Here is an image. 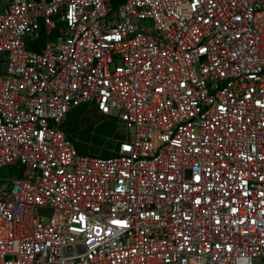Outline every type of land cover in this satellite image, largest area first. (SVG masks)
Returning <instances> with one entry per match:
<instances>
[{
	"label": "built area",
	"instance_id": "obj_1",
	"mask_svg": "<svg viewBox=\"0 0 264 264\" xmlns=\"http://www.w3.org/2000/svg\"><path fill=\"white\" fill-rule=\"evenodd\" d=\"M3 1L0 264H264V0Z\"/></svg>",
	"mask_w": 264,
	"mask_h": 264
},
{
	"label": "rangeland",
	"instance_id": "obj_2",
	"mask_svg": "<svg viewBox=\"0 0 264 264\" xmlns=\"http://www.w3.org/2000/svg\"><path fill=\"white\" fill-rule=\"evenodd\" d=\"M5 4L6 2L0 0V3ZM78 110V109H77ZM71 111L70 116L74 113H79L78 111ZM68 122V117L66 118V124ZM66 126V125H65ZM102 128H116L115 137L109 139L108 142H102L99 139H93L92 136L88 137V133L85 130H90L93 133H98ZM69 132L73 135V140L76 146L83 151L85 154L104 156L108 157V154L113 153L117 150L118 142L122 140H127L130 138V132L126 126L118 119L116 116H101L95 114L92 111L87 112L83 117H79L78 122L69 129ZM104 147H102V146ZM106 151V152H105ZM112 155V154H111ZM110 155V156H111ZM19 174L17 166H4L0 168V180L13 179ZM1 185V184H0ZM42 214L48 218L51 216V211H42Z\"/></svg>",
	"mask_w": 264,
	"mask_h": 264
},
{
	"label": "trees",
	"instance_id": "obj_3",
	"mask_svg": "<svg viewBox=\"0 0 264 264\" xmlns=\"http://www.w3.org/2000/svg\"><path fill=\"white\" fill-rule=\"evenodd\" d=\"M0 71H1V69H0ZM77 109L79 110V113H74V114H72L70 116L71 111H76ZM71 111L68 114V122H67V124H65L66 126H64V129H65L66 133L69 135V137L72 140H73V135H72V133L69 132V129H71L74 126V124L76 122H78L79 117H81V116L83 117V115L85 113L91 112V111L93 113H95V114L101 115L100 113H98V111L95 108H87L86 106H79V107H76V108L72 109ZM101 116H103V115H101ZM85 131H87L88 137L92 136L93 139H99L100 141L107 143L109 139H112V138L115 137V134H116L117 129L116 128H102V127H100V130L98 131V133H93L90 130H85ZM73 142H74V140H73ZM119 145H120V142H118L117 149L119 148ZM102 147H104V146H102ZM77 149H78V151L80 153H83V151L80 150L78 147H77ZM83 154H85V153H83ZM111 154H108V157L114 156L115 155V151L113 153H111ZM101 157H104V156H101Z\"/></svg>",
	"mask_w": 264,
	"mask_h": 264
}]
</instances>
